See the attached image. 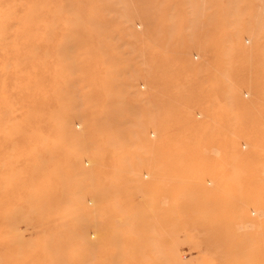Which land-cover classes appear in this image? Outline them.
<instances>
[{"label":"rangeland","instance_id":"374dc122","mask_svg":"<svg viewBox=\"0 0 264 264\" xmlns=\"http://www.w3.org/2000/svg\"><path fill=\"white\" fill-rule=\"evenodd\" d=\"M0 264H264V0H0Z\"/></svg>","mask_w":264,"mask_h":264},{"label":"bare ground","instance_id":"6f19581e","mask_svg":"<svg viewBox=\"0 0 264 264\" xmlns=\"http://www.w3.org/2000/svg\"><path fill=\"white\" fill-rule=\"evenodd\" d=\"M112 118H109V120L108 121H110Z\"/></svg>","mask_w":264,"mask_h":264}]
</instances>
